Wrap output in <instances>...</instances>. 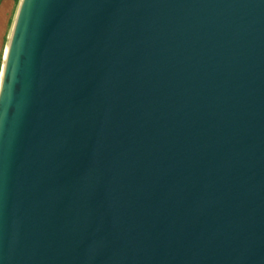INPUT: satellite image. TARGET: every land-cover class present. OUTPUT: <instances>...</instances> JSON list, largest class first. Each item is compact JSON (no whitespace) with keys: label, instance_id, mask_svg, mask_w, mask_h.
Listing matches in <instances>:
<instances>
[{"label":"water","instance_id":"1","mask_svg":"<svg viewBox=\"0 0 264 264\" xmlns=\"http://www.w3.org/2000/svg\"><path fill=\"white\" fill-rule=\"evenodd\" d=\"M0 264H264V0H19Z\"/></svg>","mask_w":264,"mask_h":264},{"label":"crops","instance_id":"2","mask_svg":"<svg viewBox=\"0 0 264 264\" xmlns=\"http://www.w3.org/2000/svg\"><path fill=\"white\" fill-rule=\"evenodd\" d=\"M19 0H0V70L8 33Z\"/></svg>","mask_w":264,"mask_h":264}]
</instances>
